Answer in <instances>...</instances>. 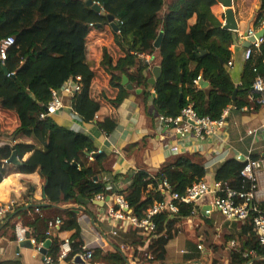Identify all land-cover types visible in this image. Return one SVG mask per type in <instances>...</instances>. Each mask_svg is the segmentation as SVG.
<instances>
[{
	"label": "trees",
	"instance_id": "obj_1",
	"mask_svg": "<svg viewBox=\"0 0 264 264\" xmlns=\"http://www.w3.org/2000/svg\"><path fill=\"white\" fill-rule=\"evenodd\" d=\"M87 1L0 0V42L14 40L4 63L0 62V131L10 129L15 141L0 147V183L12 174L38 173L46 182L43 191L47 203L35 207L39 213L28 220L16 209L3 220L4 227L11 232L21 222L37 243L47 246L54 264H60L56 259L63 240L45 237L48 221L59 218L62 225L58 233H71V251L61 264H76L74 258L85 253L77 208H86L98 196L121 195L130 214L141 219L155 203L163 201L159 189L162 181L173 192L183 194L206 173L202 165L178 157L163 165L155 176L137 170L127 188L114 192L110 181L117 176L104 179L111 174L106 166L112 157L97 154L85 134L59 126L52 117L39 118L51 100L50 90H59L79 76L81 89L70 96L72 111L84 124L95 122L98 129L110 134L118 125L116 110L129 95L126 86H121L122 77L132 88L141 90L145 110L174 118L191 105L197 116L215 120L228 106L240 110L249 105L253 68L264 75L263 42L258 50L247 48L251 55L244 60L240 85L232 83L225 67L233 62L231 48L239 44V38L237 32L223 29L224 17L218 20L211 13L216 0H90L99 5L100 13L88 7ZM258 4L254 26L264 22V0ZM107 16L114 18L117 32ZM159 35L160 44L155 49ZM155 52L160 58L161 76L150 86L149 64L137 55L152 56ZM200 52L205 54L199 56ZM198 77L208 84L206 88L195 84ZM105 107L110 109L108 115L96 121L95 116ZM13 152L19 165L9 162ZM89 155L93 158L90 162ZM242 168V163L229 159L216 169L214 182L220 183L222 190L248 191L250 184L240 177ZM259 207L264 210V202ZM194 209L192 204H180L176 214L155 216V231L147 237L141 235L143 230L128 227L116 235L124 240L108 241L110 250L90 248L89 264H129L119 242L133 250L135 264H170L161 244L175 226L193 215ZM248 229L254 234L251 221ZM146 240L151 243L147 245ZM250 250L264 254L255 237L251 246L231 249L229 264H245L250 258L243 254ZM196 260L185 256L174 264H197Z\"/></svg>",
	"mask_w": 264,
	"mask_h": 264
},
{
	"label": "crops",
	"instance_id": "obj_2",
	"mask_svg": "<svg viewBox=\"0 0 264 264\" xmlns=\"http://www.w3.org/2000/svg\"><path fill=\"white\" fill-rule=\"evenodd\" d=\"M232 3L238 35H244L247 30H252L255 34L264 30V22L260 26H254L259 13L258 0H232ZM224 12V8L219 3L211 7V13L218 20L225 18ZM238 43L240 46L243 44L240 39ZM243 49L237 52V45L231 48L233 64L228 72L235 86L240 85L244 71ZM146 57L150 61L147 77L151 79V71L153 67L159 66L160 58L157 52L144 58ZM262 78L264 80V75ZM125 79L127 81V78ZM201 82L202 85H198L200 88L208 86L202 80ZM128 91L129 95L116 110L118 125L110 134L98 129L95 122L84 124L71 109V95H60L63 107L51 116L59 126L88 136L97 152L112 157V161L106 166L111 174L104 175V179L110 181V178L117 176L115 181H110L114 192L127 188L132 175L137 170L142 169L150 176H155L163 165L173 162L178 157H186L193 163L202 165L206 173L203 180L212 185L216 169L225 161L235 159L236 155L256 156L258 159L264 153V130H259L255 135H248V131L264 127V106L253 103L250 99L251 95L248 106L230 111L222 130L199 142L191 134L183 139L177 136L164 138L157 120L158 115L150 108L148 110L143 108L141 90L132 88ZM146 91L153 93L151 89ZM149 105L150 101L147 103V106ZM109 111V108H102L95 116V120L101 121ZM10 136V129L0 131V147L15 143ZM172 146H176L178 152L173 153L170 149ZM29 156L30 154L26 155L25 159ZM44 184L38 173L9 175L0 183V203H13L14 211L18 209L24 212L21 217L28 220L32 215L38 214L33 210L35 207L47 206L43 196ZM256 186L257 191L264 193V170L259 172ZM106 198L101 205H96L93 201L87 204L86 208H77L80 236L90 248L110 250L108 241L124 240L119 236L111 235L112 226L102 218L114 202V196ZM211 200L212 196L208 195L197 202L193 215L175 226L173 232L161 244L170 264L179 263L185 256L197 258V264H229L231 249H245L255 241V233H251L248 229L249 221H227L215 210H211V213L206 215L205 211L210 209ZM260 202H264V195L260 197ZM41 213L47 212L41 211ZM119 232L125 233V229H120L117 233ZM70 235L71 233L68 232L53 233V237L61 240L69 238ZM119 243L128 263L135 264L133 250ZM150 243L146 240L147 245ZM249 252H251L250 260L245 264H264L262 263L264 254L256 250ZM148 258H151L150 255ZM192 262L195 263V260ZM0 264H43L42 255L35 248L18 247L14 232L4 227V221H0Z\"/></svg>",
	"mask_w": 264,
	"mask_h": 264
},
{
	"label": "built area",
	"instance_id": "obj_3",
	"mask_svg": "<svg viewBox=\"0 0 264 264\" xmlns=\"http://www.w3.org/2000/svg\"><path fill=\"white\" fill-rule=\"evenodd\" d=\"M95 5L99 7L98 4ZM119 24L121 25L122 23L120 22ZM238 38L241 42H249V39L253 38V42H250V46L256 50H258L260 45L264 42V36L260 39H256L255 33L252 30H247L244 35L239 34ZM13 42V38H7L6 40L0 42V62L2 64L6 59L7 50L13 45ZM250 55L251 51L246 48L243 57L244 60H249ZM137 57L144 58L145 56L137 55ZM144 59L146 63H150L148 57ZM228 67H232V62L228 63ZM262 71L264 72V61L262 62ZM252 72L255 74V79L251 85L250 99L253 103L259 106H264V80L257 72L256 68H253ZM200 80L201 78L198 77L195 84H198ZM80 82L81 78L78 76L75 77L74 81L68 82L59 90H50L51 100L45 107V111L39 115V118L43 119L45 117H51L59 112L63 107L60 95H72L75 92H79L81 89ZM253 97H256V99H252ZM233 109L235 108L228 106L222 111L218 119L211 120L208 117L197 116L191 105H189L188 107L182 109L177 117L172 118L158 116L157 120L160 124L164 138L177 136L180 139H183L187 135L191 134L196 140L203 142L205 139L216 135L224 128L229 113ZM259 130H264V127L262 126L258 129L250 130L248 131V135H255ZM170 149L173 153L178 152V148L176 146H172ZM97 154H100V151H98ZM87 160L90 162L93 158L89 155ZM235 160L243 164V168L240 171V177L250 184L248 191H233L228 188L222 190L220 183L214 182L212 185H209L206 181L200 180L191 187L187 188L183 194H179L177 192H173L168 183L164 180L159 185V189L162 191L164 196L163 201L155 203L147 210L143 218L139 219L130 214L128 204L121 195L114 196L113 205L107 209L102 218L112 226L113 230L111 235L113 236H116L117 231L120 229L126 230L128 227H133L143 230L141 235L147 237L155 231V223L153 222V218L155 216L164 212L168 214H176L180 204H192L195 206V204L201 199L210 195L212 196L210 209L206 210L205 214L209 215L211 210H215L227 221H251L258 249L264 252V210L259 207L260 197H262L264 193L257 191L256 186L257 176L261 170H264V153L262 157L258 159H252L250 155H236ZM218 193L221 195H218ZM96 200L103 202L104 197L98 196ZM13 211V203H0V221H3L8 215L12 214ZM35 212L39 213V210L36 208ZM61 225L62 221L59 218L48 221L44 234L45 237H53V233L57 232ZM13 232L17 243L29 240L37 252L44 248V244L42 242L37 243L35 238L30 235L28 229L23 226L21 222H17L14 225ZM81 249L82 251H85V253L78 256L85 261V263H89L91 258L89 245L84 242ZM70 251L71 248L69 238H65L60 246V252L56 261L60 264L63 263ZM250 253L251 252L243 254V257L248 258ZM146 258H148V255H146ZM42 261L43 264L55 263L47 252L44 256H42ZM134 262H136L135 259Z\"/></svg>",
	"mask_w": 264,
	"mask_h": 264
},
{
	"label": "water",
	"instance_id": "obj_4",
	"mask_svg": "<svg viewBox=\"0 0 264 264\" xmlns=\"http://www.w3.org/2000/svg\"><path fill=\"white\" fill-rule=\"evenodd\" d=\"M217 3H219L225 10L224 12V15H225V18H224V23H223V29L225 30H229V31H232V32H237L238 28H237V23L235 21V17H234V13H233V10H232V6H233V3H232V0H216ZM86 5L88 7H91L95 12L97 13H100V8L93 4L92 1L88 0L86 2ZM102 15H104V13H102ZM107 21L108 23L110 24V27L113 29V31L117 32L118 31V27H117V23L114 21V18L112 16H107ZM264 36V30H261L259 31L258 33L255 34V38L256 39H260ZM160 40H161V35L158 36V38L156 39V41L154 42V48L155 49H158L159 47V44H160ZM250 42H253V38H250L249 39V42H243L242 44V48H248L250 46ZM237 44H235L234 46H236ZM205 53L204 52H200L199 53V56H203ZM225 69L227 71H229V68L228 67H225ZM4 74L6 75L7 72L5 70H3ZM152 78L151 79H148V83L153 86L155 84V82L160 78L161 76V69L160 67H153L152 71ZM126 79L123 78L122 79V85L126 86V89L127 90H131L132 87L129 85V84H126ZM126 84V85H125ZM198 85H202V82L201 80L198 82ZM235 94L236 92L233 93L232 95V100L235 98ZM179 99H181V89H180V97ZM9 162L13 163V164H16V165H19V161L17 160V157H16V153L13 152L11 157L9 158ZM46 184V182H45ZM43 196H44V191H43ZM106 200H108V198H106ZM94 203L96 205H101L103 204V202H98V201H94ZM79 211H76V213L78 214ZM18 247H24V248H29V249H33L34 247L31 245L30 241L29 240H25L21 243H18ZM47 252V246L44 245V248H42L39 253L44 256ZM73 263H76V264H86L85 261H83L79 256H76L73 260Z\"/></svg>",
	"mask_w": 264,
	"mask_h": 264
},
{
	"label": "rangeland",
	"instance_id": "obj_5",
	"mask_svg": "<svg viewBox=\"0 0 264 264\" xmlns=\"http://www.w3.org/2000/svg\"><path fill=\"white\" fill-rule=\"evenodd\" d=\"M241 46L240 45H237V52L241 51Z\"/></svg>",
	"mask_w": 264,
	"mask_h": 264
}]
</instances>
